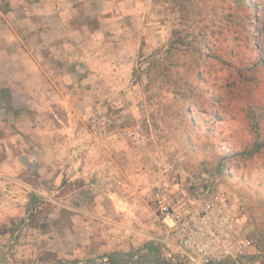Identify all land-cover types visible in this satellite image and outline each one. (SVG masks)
<instances>
[{
	"label": "rangeland",
	"instance_id": "obj_1",
	"mask_svg": "<svg viewBox=\"0 0 264 264\" xmlns=\"http://www.w3.org/2000/svg\"><path fill=\"white\" fill-rule=\"evenodd\" d=\"M258 1L250 31L243 22L253 24L251 11L244 20L245 10L228 0L96 1L95 18L84 17L91 30L100 29L101 18V43L94 46L87 33L85 47L118 51L121 73L117 90L96 92L99 109L83 124L87 144L71 146L78 166L60 165L50 180V89L40 92L41 101L31 91L28 106L0 103V264H113L112 256L117 264H156L167 247L154 201L167 197L185 217L196 202L192 183L229 196L252 243L250 261L264 264V0ZM227 7L236 17L215 36L225 60L201 65L204 81L195 78L188 88L183 73L150 65L175 30L205 37L220 24L213 12ZM104 58L97 68L108 65ZM175 88L194 95L182 117ZM0 97L7 99L1 91ZM95 142L97 154L86 165L84 150ZM240 181L250 195L240 193Z\"/></svg>",
	"mask_w": 264,
	"mask_h": 264
},
{
	"label": "crops",
	"instance_id": "obj_2",
	"mask_svg": "<svg viewBox=\"0 0 264 264\" xmlns=\"http://www.w3.org/2000/svg\"><path fill=\"white\" fill-rule=\"evenodd\" d=\"M96 1L0 0V91H7V99L0 97V103L28 106L34 104L31 91L40 100L44 99L40 92L50 89V155L45 153L50 158V180H55L60 165L78 166L71 146L87 144L89 134L83 124L87 116L95 117L98 88H119L118 51L85 47L87 33L94 46L97 40L101 43V18L100 29L91 30L84 17L87 12L95 18ZM104 56L108 65L97 68ZM88 59H92L89 66ZM103 70L109 76H104L105 82L98 76ZM93 138L88 143L96 141L97 135ZM95 144L90 151L84 150L86 165L97 154Z\"/></svg>",
	"mask_w": 264,
	"mask_h": 264
},
{
	"label": "built area",
	"instance_id": "obj_3",
	"mask_svg": "<svg viewBox=\"0 0 264 264\" xmlns=\"http://www.w3.org/2000/svg\"><path fill=\"white\" fill-rule=\"evenodd\" d=\"M192 185L195 186L196 202L185 217H180L167 197L159 194L154 201L155 215L165 225L161 243L167 247L156 263L220 264L229 259L236 264H252L250 258L255 256L251 252L252 243L236 223L229 196L208 184Z\"/></svg>",
	"mask_w": 264,
	"mask_h": 264
},
{
	"label": "trees",
	"instance_id": "obj_4",
	"mask_svg": "<svg viewBox=\"0 0 264 264\" xmlns=\"http://www.w3.org/2000/svg\"><path fill=\"white\" fill-rule=\"evenodd\" d=\"M224 3H227V0H222ZM258 0H228L229 5H236V7L243 8L245 10V18L244 20L248 19L249 16V10L251 11V14H253L254 22L253 24L245 21L243 22V28L244 30H251V26L254 28H257L256 24V12L258 10ZM234 7V6H233ZM233 7H227V10L222 11L221 13L213 12V14L219 18L220 24H216L209 32L203 37L202 32L193 31V29H189L187 31L182 30H175L173 33V37L170 40L169 44L165 48H160L156 50V54L160 53L159 58H153L150 62L151 66L154 68L162 67L163 69H168L169 72H177V73H183V75L186 76V84L188 88H192L194 86L193 82L195 81V78H198V80L204 79L200 75V66H209L208 64L212 60H219L223 61L225 60L223 55L221 54V49L218 48L216 45V35H219L223 32L227 31V26H230L231 20H234L236 17V14L233 12ZM196 12L198 15H202L203 10L197 9ZM200 21V20H198ZM197 21V22H198ZM233 23V22H232ZM257 45V44H256ZM204 52H207L206 54ZM154 53V54H155ZM166 71V70H164ZM2 93H5L7 95V91L2 90ZM172 93L174 94V98L181 103V111L179 113L182 116H185L188 114L189 106L194 98V95H189V91H180V88H175ZM202 93V91H201ZM10 102V101H9ZM12 106V105H11ZM188 107V109H187ZM258 144L255 145L254 149L252 151H248V154H252L253 151H256L258 149ZM205 179H208L209 181L213 178L206 177ZM239 185L240 193L243 195H250L248 190V185L245 184V182H237ZM109 260L113 264H117V261H115V257H109ZM158 263V262H157ZM156 263V264H157ZM52 264H59V263H52ZM160 264V263H158ZM220 264H236L234 261L226 260Z\"/></svg>",
	"mask_w": 264,
	"mask_h": 264
}]
</instances>
